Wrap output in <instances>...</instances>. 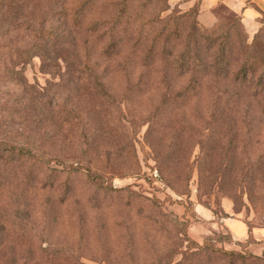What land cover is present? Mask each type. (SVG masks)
I'll return each mask as SVG.
<instances>
[{"label": "rangeland", "instance_id": "obj_1", "mask_svg": "<svg viewBox=\"0 0 264 264\" xmlns=\"http://www.w3.org/2000/svg\"><path fill=\"white\" fill-rule=\"evenodd\" d=\"M1 2L0 139L41 160L2 166L4 264H264L261 11L219 2L205 25L200 0ZM48 31L56 75L20 55ZM217 60L227 79L197 71Z\"/></svg>", "mask_w": 264, "mask_h": 264}, {"label": "trees", "instance_id": "obj_2", "mask_svg": "<svg viewBox=\"0 0 264 264\" xmlns=\"http://www.w3.org/2000/svg\"><path fill=\"white\" fill-rule=\"evenodd\" d=\"M1 1L2 0H0V5H2ZM201 1L202 0H200V3H201ZM212 37H213L212 33L204 32V39L207 42L210 39H212ZM54 38H55V33L52 31H48L44 35H40L38 37V39H36L37 41L35 43H32V45L29 47V49L27 51L24 50V52H22L20 54L21 56H24V58L27 60L26 61L25 59H23L22 63H26V62L30 63V61L33 59L34 56H39L41 61H42L43 67L49 68V70H51L53 75H56L57 73L61 72V69H63L64 66L62 65V63H60L59 60H61L62 57L58 55V53L55 51L53 46H51L49 43L50 40H53ZM39 39H40V41H39ZM221 51L224 52V50H221ZM223 61L224 60H222V61L217 60V61H214L213 63L200 62V65H195V66H197V71H199L201 69L203 77H211V78H215V79H227L229 77V73H230V66H229V64L224 65ZM249 63H250V65L241 67L238 71L237 77L234 78L235 84L238 87L240 85V83L238 81H243V82L248 81L249 76L250 75L252 76L253 74H255L258 71L257 68L260 69V67H257L258 66L257 65L258 60L255 59L254 61H252V63H251V61ZM17 66H18V64H16V63L11 64L10 66L5 65V68H6L5 69V75L9 76V74L13 73L12 74L14 76L13 79L23 85V80H22L23 79V73H22L23 68L19 70ZM67 66L65 67V69L68 68ZM0 67H1V65H0ZM84 67H85V69H84ZM2 68H3V66H2ZM81 68L83 70H91L88 66L80 67V69ZM187 70H190V71L193 70L190 64H189V66H187L186 71ZM76 71L79 72L78 68H76ZM65 72L68 75H72V73H73L72 70L71 71L65 70ZM202 79L203 78H195L194 80L190 81V83L186 87H184V89L182 91H180L181 92L180 95L181 96L182 95L189 96V95L193 94V92H199L201 90ZM260 91H261V93L258 92V96H261V94L264 93V88H262ZM254 96H257V94H255ZM38 97L42 98V95L40 94V96H38ZM224 103L230 105L233 103H237V101H234L233 99L227 97V99H226V101H224ZM39 156L40 155H36L34 153V150L31 147L16 144V143H9V142H7L6 139H0V185L3 183V180L5 178L4 175L1 173L2 166H4V164H6L8 162H9V164H11L15 160L14 164L10 165L11 168L13 169V171H15V170H17V168H19V165L28 157H37L33 160L38 162V163H41ZM9 164H8V166H9ZM119 191H121V190H118V192ZM17 215L18 214H15V213L11 214V216L14 219H16ZM6 221L10 225L13 224L10 219H7ZM6 221H3V222L5 223ZM13 221H15V220H13ZM16 222H18V221H16ZM14 225H15V222H14ZM19 236L24 238V233L22 234V232H20ZM192 242L193 243H191V245L188 246L189 251H191L193 248H196L197 251H203L206 248V245H199L195 241H192ZM6 243H7V241L0 242V264H4L2 256L4 255L3 249L6 248ZM211 249L215 253L223 252V253L228 254L232 260H234L235 257L243 258L245 260L248 258L245 255H243L242 253L237 252V251H226V250L216 249V248H212V247H211ZM252 257H254V256H252ZM255 258H257V257H255ZM31 260H30V262L32 264ZM22 264H28L26 259Z\"/></svg>", "mask_w": 264, "mask_h": 264}, {"label": "crops", "instance_id": "obj_3", "mask_svg": "<svg viewBox=\"0 0 264 264\" xmlns=\"http://www.w3.org/2000/svg\"><path fill=\"white\" fill-rule=\"evenodd\" d=\"M219 2L222 3H239V4H249L250 7H255V9L261 11L264 14V0H202L201 1V11L199 15V20H201L205 25H209L214 23V20L212 19V9L214 6H216ZM211 18L210 20L205 21L203 16H208Z\"/></svg>", "mask_w": 264, "mask_h": 264}]
</instances>
